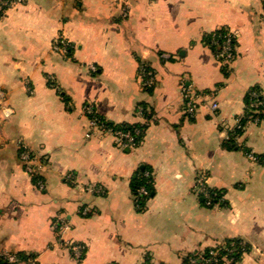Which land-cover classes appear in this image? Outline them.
Masks as SVG:
<instances>
[{
	"label": "crops",
	"instance_id": "0c3cea01",
	"mask_svg": "<svg viewBox=\"0 0 264 264\" xmlns=\"http://www.w3.org/2000/svg\"><path fill=\"white\" fill-rule=\"evenodd\" d=\"M8 1L0 12V254H30L36 264H183L237 238L249 245L238 264H264V119L245 121L228 142L250 90L264 97L263 1ZM220 28L236 36L227 67L203 42ZM141 66L153 74L148 87ZM181 84L204 97L191 116ZM86 103L113 123L145 124L138 144L121 147L92 130ZM141 166L154 191L138 211L130 180ZM198 174L223 205L204 204ZM89 183L101 192H86Z\"/></svg>",
	"mask_w": 264,
	"mask_h": 264
},
{
	"label": "built area",
	"instance_id": "2783aa9c",
	"mask_svg": "<svg viewBox=\"0 0 264 264\" xmlns=\"http://www.w3.org/2000/svg\"><path fill=\"white\" fill-rule=\"evenodd\" d=\"M18 2L21 0H17ZM264 3V0H262ZM10 4H12V1L3 0L0 1V12L5 8L8 7ZM224 33H216L213 31L211 33V44L215 48L214 57L217 60V62L223 66L227 67L235 58V40L236 36L233 32L224 29ZM55 50H60L61 48L58 45V42L55 41L53 45ZM160 57L167 58V54H160ZM91 68H93L91 66ZM139 72L141 74V81L143 86L148 87L153 82V74L147 70L144 67L139 68ZM180 94L184 101L185 106V112L188 115H193L196 109V106L198 103L203 99L204 97L198 93H195L194 91L190 90V88L184 86L181 84L180 88ZM251 97H256V93H250ZM0 98H2V94L0 92ZM259 105V102L257 100L251 102L248 106L255 109ZM216 104L213 102L211 104V109H215ZM141 109L139 108V112ZM83 113L87 115L89 118V124L90 128L92 130H101L103 132L109 133L113 136L114 141L117 145L121 147H127L132 148L135 146V143L133 142V137L129 133H124L121 131H112L111 129H107L103 126L101 122H99V119L95 116L96 112L93 107L92 103H86L83 105ZM257 113L256 110H249L245 111L241 117L237 118V124L236 129H241L242 120L246 121H258L256 117L253 116V114ZM144 117V116H143ZM145 118V117H144ZM147 118L144 119V122L146 123ZM238 135H235L234 138H236ZM19 158L24 163L25 169L28 173L34 174L35 169L37 168L36 164L34 163V157L32 156L31 152L23 145L19 144ZM249 157L255 159L251 154H248ZM39 187H42V184L40 182H37ZM194 191L200 195L203 198V202L205 205L210 206L213 202L214 197H218L220 200L221 197L218 195L216 191L211 190L206 183V177L203 174H198L195 178L194 182ZM83 189L86 192H92V193H98L101 192V187L96 185L95 183H89L83 187ZM138 195H147V190L144 187H140L138 189ZM133 201L135 203L136 198L133 197ZM215 251L209 252V257H203L202 252H198L195 254V258H190L189 263L190 264H217L218 259L215 256ZM0 262H3V264H36V259L33 256L27 257L25 260H20L16 254L14 253H2L0 254Z\"/></svg>",
	"mask_w": 264,
	"mask_h": 264
},
{
	"label": "trees",
	"instance_id": "16d2710c",
	"mask_svg": "<svg viewBox=\"0 0 264 264\" xmlns=\"http://www.w3.org/2000/svg\"><path fill=\"white\" fill-rule=\"evenodd\" d=\"M224 28H220L215 30L216 33H224ZM212 33V32H211ZM211 33L205 35L203 37V42L210 47L212 52H215L214 46L211 44ZM250 93H256V97H251ZM63 100L67 103V99L63 97ZM257 100L259 102V105L253 109L249 107L248 105ZM246 104L247 109L249 110H256L257 113L253 114L254 117L257 118L258 121L264 119V97H262L259 94V91L257 88H253L250 90V92L247 94L246 97ZM143 114V110H142ZM145 114V113H144ZM95 116L99 119V122L103 124V126L107 129H111L112 131H121L124 133H129L133 137V142L135 145L138 144V142L141 139V136L143 134V131L145 129V124H127V123H113L111 121H108L101 116H99L97 113ZM246 120H242L241 124H243ZM241 129H235L232 132H230V140L228 142H232V137L235 135H240ZM228 148H235L234 145H226ZM152 177H151V169L148 166H141L137 168L136 172L134 173L133 177L130 180V190L133 197L136 198L135 201V207L138 211L143 210L145 206V202L147 199H149L153 194V185H152ZM140 187H144L147 190V195H138V189ZM218 202L219 204L223 205L224 201L219 200L218 197L213 198V202ZM249 250V245L245 243L241 239H228L224 240L220 244L211 247L206 248L202 251L203 257H209L210 251H215V256L218 259L217 264H238L242 258V255ZM17 257L20 260H25L27 257L32 256L30 254H24V253H16ZM195 258V253L186 255V257L183 258V264H190L189 259ZM0 264H3V262H0Z\"/></svg>",
	"mask_w": 264,
	"mask_h": 264
}]
</instances>
